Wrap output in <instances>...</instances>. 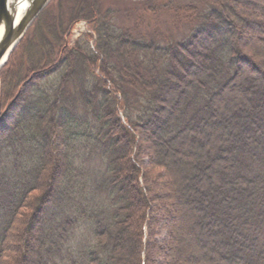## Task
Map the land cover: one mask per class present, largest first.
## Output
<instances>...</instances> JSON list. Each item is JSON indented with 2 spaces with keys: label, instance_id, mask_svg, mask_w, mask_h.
I'll list each match as a JSON object with an SVG mask.
<instances>
[{
  "label": "trees",
  "instance_id": "trees-1",
  "mask_svg": "<svg viewBox=\"0 0 264 264\" xmlns=\"http://www.w3.org/2000/svg\"><path fill=\"white\" fill-rule=\"evenodd\" d=\"M74 1L60 24L41 13L0 71V110L11 102L0 135V264H157L153 250L170 242L156 215L173 216L152 187L192 142L197 153L185 157L198 180L184 205L200 212L196 225L222 264H264V60L243 40L264 25L238 10L249 2L186 5L177 12L192 30L158 45L108 27L100 0ZM79 20L95 39L83 33L67 48ZM227 94L235 103L224 115ZM209 129L221 131L212 146ZM85 149L101 169L83 170L82 182Z\"/></svg>",
  "mask_w": 264,
  "mask_h": 264
},
{
  "label": "rangeland",
  "instance_id": "rangeland-1",
  "mask_svg": "<svg viewBox=\"0 0 264 264\" xmlns=\"http://www.w3.org/2000/svg\"><path fill=\"white\" fill-rule=\"evenodd\" d=\"M242 1L249 2L248 6L246 7L244 4L237 5L238 10L247 15L246 18L255 22L252 25L253 28L257 27V29H260V24L264 25V0ZM99 3L102 5L103 10H106L103 19L108 27H112L123 34L131 35L133 39H141L142 42L146 43L154 42L158 45H167L178 41L192 30L194 24L188 22L183 10L177 12L178 9L189 4L197 8L203 6L200 0H100ZM72 4H75L74 0H51L47 7L42 10L41 13H44V15L40 21L43 18H48L45 16L48 12L47 14H51L50 18L53 17V20H55L54 25L55 23L60 24L61 22H65L67 17H70ZM35 23L27 30L20 42L25 37H33L36 29ZM36 24L37 26L43 25L41 22H37ZM40 33L41 30L38 32V36ZM83 33L90 34L95 39L94 32L86 22L79 20L73 23L70 30L64 35V39L67 40L66 47L70 48L74 44L75 39ZM48 38L50 39V37ZM243 40L250 46L251 52L255 54L256 61L264 60V34L247 29L243 33ZM89 43L91 47H94L93 41ZM44 48L45 45L37 39L30 46L29 51L37 58ZM94 73L96 74V72ZM227 96L228 98H221L220 101V103L225 105V109L222 108L224 115L228 112L227 109L235 103V100H231L233 97L231 94H227ZM127 97L134 103L137 101L140 106V98L134 91L128 93ZM117 99L119 100V96ZM10 104L11 102L5 103L8 107L3 112L0 110V118L1 120L2 118L4 119L0 123V135L9 122L10 115L7 110ZM135 106L137 105L135 104ZM6 112L8 114L4 116ZM118 114L123 120L121 110L118 111ZM3 121L5 122L4 125H2ZM208 131L210 133L209 136H206V144L207 146H212V144H215L213 143V137L220 136L221 131L219 129H209ZM195 149H197L196 143L192 142L187 148L183 149V152H176L174 157L171 156L167 160V164L163 166L165 172H162L157 185L152 187L156 192H165V194L161 193L163 198L160 200L165 204L164 210L170 213L169 216H173V220L164 221L162 216L163 210H160L158 215H156L155 223H159L160 219H162L160 227L163 230L161 231L169 233V235L166 234V238L168 237L169 240L167 241L170 242L168 246L165 244V248L162 251L159 248L153 250L155 256L154 262L157 261V264H222L216 259L217 245L215 238L210 236L209 232L205 229L202 230L200 225H196V221L200 220V212L190 210L184 205V201L186 200L184 196L185 188L198 180V174H191V172L197 171L194 162L190 164L185 157L186 151H193L195 153ZM93 152H89L88 149L81 150L82 158L77 164L83 165L81 167L82 175L80 176L82 182L87 179L83 170L96 171L101 169L98 166V158L94 154H91ZM141 156L143 159H149L145 151H143ZM159 156L153 157L159 158ZM174 160H177L180 164L175 165ZM153 173H156V170ZM85 187L88 190L94 189L92 181L86 182ZM77 202H79L78 199ZM82 206L84 207L83 203Z\"/></svg>",
  "mask_w": 264,
  "mask_h": 264
},
{
  "label": "water",
  "instance_id": "water-1",
  "mask_svg": "<svg viewBox=\"0 0 264 264\" xmlns=\"http://www.w3.org/2000/svg\"><path fill=\"white\" fill-rule=\"evenodd\" d=\"M51 0H27L21 16L17 19L14 0H0V70L5 65L10 53L23 38L35 19Z\"/></svg>",
  "mask_w": 264,
  "mask_h": 264
},
{
  "label": "bare ground",
  "instance_id": "bare-ground-1",
  "mask_svg": "<svg viewBox=\"0 0 264 264\" xmlns=\"http://www.w3.org/2000/svg\"><path fill=\"white\" fill-rule=\"evenodd\" d=\"M10 1L12 2L13 0H9V3H10ZM14 1H15L14 6L17 9L16 14H17V19H18L22 14V9L24 7V5H23L24 3H21V1H23V0H14ZM24 1H27V0H24Z\"/></svg>",
  "mask_w": 264,
  "mask_h": 264
}]
</instances>
